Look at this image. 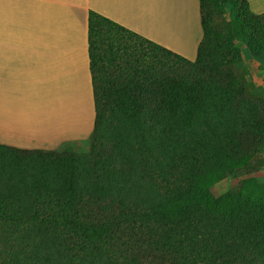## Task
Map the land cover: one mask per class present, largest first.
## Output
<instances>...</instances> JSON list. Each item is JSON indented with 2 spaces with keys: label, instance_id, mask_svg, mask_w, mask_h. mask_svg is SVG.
<instances>
[{
  "label": "trees",
  "instance_id": "obj_1",
  "mask_svg": "<svg viewBox=\"0 0 264 264\" xmlns=\"http://www.w3.org/2000/svg\"><path fill=\"white\" fill-rule=\"evenodd\" d=\"M200 14L190 61L89 12V152L0 145V264H264V183L247 177L264 168V97L229 40L264 54V13ZM227 177L245 178L202 197Z\"/></svg>",
  "mask_w": 264,
  "mask_h": 264
},
{
  "label": "crops",
  "instance_id": "obj_2",
  "mask_svg": "<svg viewBox=\"0 0 264 264\" xmlns=\"http://www.w3.org/2000/svg\"><path fill=\"white\" fill-rule=\"evenodd\" d=\"M248 2L254 14L264 13V0ZM90 11L197 57L200 0H0V145L61 151L88 144L96 116Z\"/></svg>",
  "mask_w": 264,
  "mask_h": 264
},
{
  "label": "rangeland",
  "instance_id": "obj_3",
  "mask_svg": "<svg viewBox=\"0 0 264 264\" xmlns=\"http://www.w3.org/2000/svg\"><path fill=\"white\" fill-rule=\"evenodd\" d=\"M225 7L227 13H225L222 19H224L225 21H230L231 20L230 8L229 6H225ZM218 22H219L218 24H220L219 32L223 34V32L225 31V25H223L224 23L222 21L221 22L218 21ZM221 25H223V28L221 27ZM223 37L224 35L219 38L222 39ZM229 40L233 41L234 46L238 48V50L241 53L242 64L247 69L248 81L253 83L264 97V54H255L251 52L243 41L235 40L232 35H229ZM89 147H90V142H88L86 146L83 144H79V145L77 144L65 148L58 152L63 153L66 151H72L78 154H86L89 152ZM260 151L262 154H264V145L261 147ZM247 177H254L259 182L264 183V168L258 171L257 173L251 174ZM243 178L245 177H236V178L227 177L225 179H222L219 182H217L212 188L205 191L202 194V197L206 198L210 196H214V197L223 196L229 191L237 188Z\"/></svg>",
  "mask_w": 264,
  "mask_h": 264
}]
</instances>
